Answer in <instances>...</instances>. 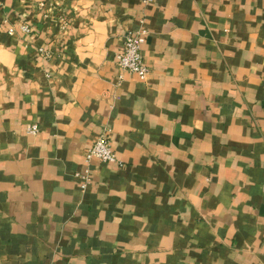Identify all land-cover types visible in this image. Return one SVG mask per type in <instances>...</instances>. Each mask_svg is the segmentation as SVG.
Returning <instances> with one entry per match:
<instances>
[{
  "label": "crops",
  "instance_id": "crops-1",
  "mask_svg": "<svg viewBox=\"0 0 264 264\" xmlns=\"http://www.w3.org/2000/svg\"><path fill=\"white\" fill-rule=\"evenodd\" d=\"M0 264H264V0H0Z\"/></svg>",
  "mask_w": 264,
  "mask_h": 264
},
{
  "label": "built area",
  "instance_id": "built-area-1",
  "mask_svg": "<svg viewBox=\"0 0 264 264\" xmlns=\"http://www.w3.org/2000/svg\"><path fill=\"white\" fill-rule=\"evenodd\" d=\"M22 31L29 33L31 28L29 25L24 24ZM9 32H15L14 28H10ZM146 32L144 30L138 32H128L124 35V41L122 47L117 52V62L123 71L129 73H135L142 79H146L149 76L150 69L146 64L144 54L142 52V45L145 41ZM45 56L49 53L44 50ZM123 78V76H122ZM29 132L37 134L40 131L38 124L29 126ZM92 158H97L102 162H113L117 161L116 152L113 148L109 137V131H105L97 138V141L87 151V160L90 161ZM80 175V174H79ZM86 183L89 179V175H81Z\"/></svg>",
  "mask_w": 264,
  "mask_h": 264
}]
</instances>
